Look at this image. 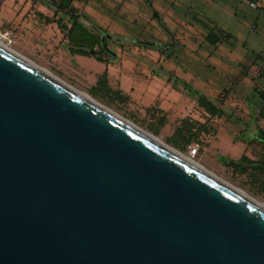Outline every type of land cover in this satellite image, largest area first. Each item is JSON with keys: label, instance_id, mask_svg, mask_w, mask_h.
Segmentation results:
<instances>
[{"label": "water", "instance_id": "1", "mask_svg": "<svg viewBox=\"0 0 264 264\" xmlns=\"http://www.w3.org/2000/svg\"><path fill=\"white\" fill-rule=\"evenodd\" d=\"M0 264H264V211L0 47Z\"/></svg>", "mask_w": 264, "mask_h": 264}, {"label": "rangeland", "instance_id": "2", "mask_svg": "<svg viewBox=\"0 0 264 264\" xmlns=\"http://www.w3.org/2000/svg\"><path fill=\"white\" fill-rule=\"evenodd\" d=\"M71 1L87 29L124 40L106 39L116 57L110 64L68 52L57 25L46 22L54 14L47 0H3L0 26L11 42L0 43L181 155L187 157L188 147L196 145L197 156L187 158L264 206L263 179L224 163L242 156L264 160L259 139L264 133L259 95L264 91V18L258 11L230 0L240 21L218 15L205 0ZM63 23L70 25L67 19ZM217 29L221 42L211 46L206 37L219 34ZM105 70L109 89L126 101L92 96ZM199 97L218 105L223 115L210 117L198 105ZM185 119L205 125L207 132L179 150L171 139Z\"/></svg>", "mask_w": 264, "mask_h": 264}, {"label": "trees", "instance_id": "3", "mask_svg": "<svg viewBox=\"0 0 264 264\" xmlns=\"http://www.w3.org/2000/svg\"><path fill=\"white\" fill-rule=\"evenodd\" d=\"M46 4L49 9L54 10L53 20L46 19V22L48 24L55 23L57 25V28L66 40L68 52L71 55L93 58L96 62L104 65H108L116 59L115 55L107 49L106 44L105 48L101 45V36L104 32L91 31L82 25L76 10L72 7L71 0H47ZM64 19H67L70 25L63 23ZM218 32L219 34L210 32L207 35L206 42L209 45L216 46L221 42L222 35L220 34H222V32L221 30H218ZM135 44L159 48L158 46L140 43L138 41L135 42ZM262 78H264V73ZM91 93L94 98L102 96L104 98L108 97L114 101H126V99L121 97L117 92H113L109 89L106 70L97 79ZM259 95L260 99L264 101V91ZM198 105L203 108L210 117L220 118L223 115L218 105L204 97L198 98ZM205 132H207L205 125L190 122L188 119H185L180 123V127L173 134L171 141L174 148L184 150L193 140H196L201 133ZM259 139L264 143L263 133H259ZM224 163L227 167L241 173H246L248 170H251L255 172L259 178H262L264 183V160L254 162L242 156L237 162L225 161Z\"/></svg>", "mask_w": 264, "mask_h": 264}, {"label": "bare ground", "instance_id": "4", "mask_svg": "<svg viewBox=\"0 0 264 264\" xmlns=\"http://www.w3.org/2000/svg\"><path fill=\"white\" fill-rule=\"evenodd\" d=\"M0 47L3 48L4 50H6L7 52H9L10 54L14 55L15 57H17L18 59H20L21 61L25 62L26 64H28L29 66H31L32 68L36 69L37 71H39L40 73H42L43 75L47 76L48 78H50L51 80L55 81L56 83H58L59 85H61L62 87L66 88L67 90H69L70 92H72L73 94L77 95L78 97L84 99L85 101L89 102L90 104L96 106L97 108L101 109L102 111L106 112L107 114L113 116L114 118L118 119L119 121L125 123L126 125L130 126L131 128L135 129L136 131L142 133L143 135H145L147 138H149L150 140H152L154 143H156L157 145H159L161 148L167 150L168 152L174 154L175 156L181 158L182 160L186 161L187 163H189L190 165H192L193 167L197 168L198 170H200L201 172L205 173L206 175H208L209 177H211L212 179L216 180L217 182H219L220 184H222L223 186L227 187L228 189H230L231 191L235 192L236 194H238L239 196H241L242 198H244L245 200H247L248 202H250L251 204H253L254 206H256L257 208L261 209L262 211H264V206H262L261 204H259L258 202H256L255 200L251 199L249 196H247L246 194H244L243 192L239 191L238 189L234 188L233 186L229 185L227 182L223 181L222 179L218 178L216 175H214L213 173L207 171L206 169H204L203 167H201L200 165L196 164L195 162H193L192 160H190L189 158L181 155L180 153L176 152L175 150H173L172 148H170L169 146H167L166 144H164L162 141L154 138L153 136L147 134L146 132L142 131L141 129H139L138 127L132 125L131 123L125 121L124 119H122L118 114L114 113L112 110L108 109L107 107L103 106L102 104L96 102L94 99L90 98L87 95H84L80 92H77L76 90H74L73 88L67 86L66 84H64L63 82L59 81L58 79H56L55 77L51 76L50 74H48L47 72H44L43 70L39 69L38 67L34 66L33 64H31L30 62H28L26 59H24L23 57H21L20 55H18L17 53L13 52L12 50H10L8 47H6L5 45L0 43Z\"/></svg>", "mask_w": 264, "mask_h": 264}, {"label": "built area", "instance_id": "5", "mask_svg": "<svg viewBox=\"0 0 264 264\" xmlns=\"http://www.w3.org/2000/svg\"><path fill=\"white\" fill-rule=\"evenodd\" d=\"M3 0H0V4ZM240 5H244L247 8L258 11L260 15L264 18V8H262L257 2L253 0H235ZM0 42L4 44H9L11 42V36L9 32L4 31L2 27L0 26ZM198 148L196 145H191L187 149V157L194 159L197 156Z\"/></svg>", "mask_w": 264, "mask_h": 264}, {"label": "crops", "instance_id": "6", "mask_svg": "<svg viewBox=\"0 0 264 264\" xmlns=\"http://www.w3.org/2000/svg\"><path fill=\"white\" fill-rule=\"evenodd\" d=\"M210 6L212 10L218 11L219 14H223L229 18H233L235 20H242L237 10L234 9L230 0H205ZM233 4H237L235 0H232ZM257 2L262 8H264V0H253ZM239 4V3H238ZM237 4V5H238ZM258 14H260L258 12Z\"/></svg>", "mask_w": 264, "mask_h": 264}, {"label": "flooded vegetation", "instance_id": "7", "mask_svg": "<svg viewBox=\"0 0 264 264\" xmlns=\"http://www.w3.org/2000/svg\"><path fill=\"white\" fill-rule=\"evenodd\" d=\"M106 36V35H105ZM260 133H262V132H260ZM264 134V133H263Z\"/></svg>", "mask_w": 264, "mask_h": 264}]
</instances>
